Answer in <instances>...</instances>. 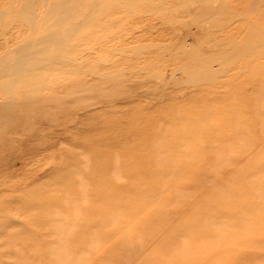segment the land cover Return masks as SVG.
Here are the masks:
<instances>
[{"label": "rangeland", "instance_id": "obj_1", "mask_svg": "<svg viewBox=\"0 0 264 264\" xmlns=\"http://www.w3.org/2000/svg\"><path fill=\"white\" fill-rule=\"evenodd\" d=\"M0 264H264V0H0Z\"/></svg>", "mask_w": 264, "mask_h": 264}]
</instances>
